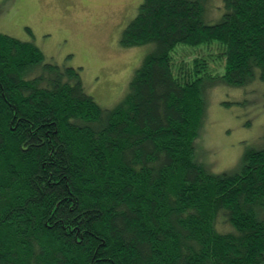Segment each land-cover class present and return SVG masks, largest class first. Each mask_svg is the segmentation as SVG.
Segmentation results:
<instances>
[{"label": "trees", "instance_id": "16d2710c", "mask_svg": "<svg viewBox=\"0 0 264 264\" xmlns=\"http://www.w3.org/2000/svg\"><path fill=\"white\" fill-rule=\"evenodd\" d=\"M207 1L142 0L119 42L150 47L111 108L80 68L0 33V264H264V148L209 174L194 158L207 60L171 61L216 43L210 81L264 88V0H213L215 23Z\"/></svg>", "mask_w": 264, "mask_h": 264}, {"label": "rangeland", "instance_id": "374dc122", "mask_svg": "<svg viewBox=\"0 0 264 264\" xmlns=\"http://www.w3.org/2000/svg\"><path fill=\"white\" fill-rule=\"evenodd\" d=\"M141 2L0 0V33L33 43L46 62L60 68H80L85 91L101 107L111 108L126 94L135 69L150 47L126 48L119 42ZM221 13L222 9L213 8V0H208L203 20L215 23ZM218 46L178 47L171 53L177 75L182 61L196 57L207 60L203 73H199L204 77L201 90L205 106L194 141V158L212 175L238 172L245 152L264 148V88L259 81L242 86L210 81V76L219 77L224 72Z\"/></svg>", "mask_w": 264, "mask_h": 264}]
</instances>
